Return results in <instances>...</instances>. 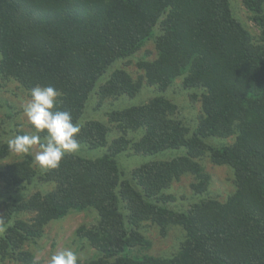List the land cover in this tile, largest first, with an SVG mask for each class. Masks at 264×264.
<instances>
[{
  "label": "trees",
  "instance_id": "trees-1",
  "mask_svg": "<svg viewBox=\"0 0 264 264\" xmlns=\"http://www.w3.org/2000/svg\"><path fill=\"white\" fill-rule=\"evenodd\" d=\"M241 5L258 35L233 0H0L1 89L53 86L81 128L80 150L57 169L37 170L30 154L0 165L1 262L40 264L30 248L51 224L93 213L76 237L95 254L79 264H264V0ZM149 41L156 57L137 63L136 80L114 69ZM177 81L200 102L193 126L164 95ZM144 85L149 101L108 112V123L86 118L92 100L98 110ZM9 155L2 144L0 162ZM207 161L232 172L225 200L210 196ZM184 177L192 199L179 205L171 188ZM145 224L162 238L178 231L171 252L145 253Z\"/></svg>",
  "mask_w": 264,
  "mask_h": 264
},
{
  "label": "rangeland",
  "instance_id": "rangeland-1",
  "mask_svg": "<svg viewBox=\"0 0 264 264\" xmlns=\"http://www.w3.org/2000/svg\"><path fill=\"white\" fill-rule=\"evenodd\" d=\"M234 9L240 18V20L244 23V25L248 28L253 35H258L259 30L252 22L250 15L244 7L241 5V0H233ZM156 57L155 46L152 41H149L145 44L144 48L135 54L133 57L119 62L115 65L114 69H124L126 70L133 80H136L142 72L138 69L137 63L141 60H153ZM112 70H110L104 77H102L99 82L100 84L110 76ZM144 85L142 91L134 98H121L117 101L107 100L103 103V105L96 110L93 105L96 100H92L88 109L86 111V118L98 120L104 123H108V119L106 117L107 113L112 110L122 109L124 107H130L132 105L138 106L149 101L152 97H154V91L150 87H146ZM0 86V98L7 102L3 103L6 105H12L14 110L16 111L13 120L7 121L6 115L7 110L1 106L0 108V128H2L3 137L0 140V146L2 144L8 146V140L12 138L16 134H25L32 133L33 129L29 125L26 117L23 115V108L27 101L29 100V93H24L14 84H8L2 87ZM166 98L172 100L179 107V116L183 121L189 123L191 126L194 125V121L196 117L200 113V102H192L190 99L188 92L184 91L180 86V82L177 81L176 84L171 88L168 93L164 94ZM11 112V110H10ZM8 122L10 125L5 126ZM196 125V124H195ZM115 131H112V134L109 136L111 140L114 138L113 136H117ZM217 142H222L223 140H213ZM37 148L32 150L30 154L33 157ZM27 155V154H26ZM25 155H16L10 152L9 158L6 161L0 162V165H5L8 161H16L22 158ZM151 158L143 157L141 158L140 163L149 162ZM152 160V159H151ZM138 163V164H140ZM119 164L123 169H128L132 164L131 161L126 157L119 158ZM136 164V165H138ZM206 171L211 175L212 184L210 186V196L217 197L221 200H225L227 196L233 191L232 187V172L226 167H215L211 165L208 161L205 163ZM33 166L37 170H42L35 162ZM131 170L127 171V175ZM124 172V171H123ZM126 174V173H125ZM129 177V175H128ZM191 179L189 177L182 178L179 182L173 184L171 188V195H173L177 200L179 205H184L189 203L192 199V191L190 190ZM2 216V210L0 209V217ZM95 214L91 213H72L69 214L64 220L60 222H54L46 229L45 237L40 241L38 247H31L30 250L34 252L36 255V260L40 262V264H49L50 257L62 251L66 248L73 249L79 256L80 261H85L87 259H91L95 251L90 246L86 245L84 240H80L76 237V231L81 226L90 227L95 222ZM145 233L153 242L152 248L147 250L145 253L153 256H160L168 251L171 252L173 246L176 245V238L178 231L171 230L167 237L162 238L158 236L157 230L155 227H150L145 224ZM0 264H15L13 262H1Z\"/></svg>",
  "mask_w": 264,
  "mask_h": 264
},
{
  "label": "clouds",
  "instance_id": "clouds-1",
  "mask_svg": "<svg viewBox=\"0 0 264 264\" xmlns=\"http://www.w3.org/2000/svg\"><path fill=\"white\" fill-rule=\"evenodd\" d=\"M59 96L53 86L33 87L23 108L33 132L16 134L8 140L9 151L16 155L31 154L37 148L34 162L45 170L59 168L66 155L77 153L81 147V128L73 122L70 112L57 108ZM49 264H79V256L66 248L53 254Z\"/></svg>",
  "mask_w": 264,
  "mask_h": 264
}]
</instances>
